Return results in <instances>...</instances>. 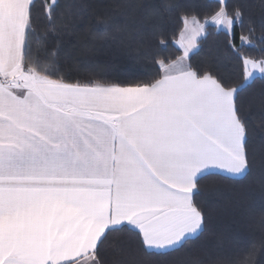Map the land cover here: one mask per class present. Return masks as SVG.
<instances>
[{"label": "snow or ice", "instance_id": "snow-or-ice-1", "mask_svg": "<svg viewBox=\"0 0 264 264\" xmlns=\"http://www.w3.org/2000/svg\"><path fill=\"white\" fill-rule=\"evenodd\" d=\"M222 2L211 21L232 37L244 5L229 13ZM35 4L0 0V264H102L96 255L113 233H127L144 253L161 257L206 245L210 202L223 196V182L258 171L264 188V125L253 128L244 103L257 73L264 79V59L241 52L256 45L244 35L239 48L229 42L243 66L239 83L219 70L194 69L185 60L209 21L192 14L196 27L187 44L182 33L183 56L161 63L159 79L134 86L92 74L72 79L59 67V48L64 29L85 23L87 4L71 5L63 27L55 22L56 3L45 6V31L57 43L44 60L33 52ZM118 6L127 10L123 16H97L103 38L142 30L137 13L153 30L163 24L155 0ZM181 19L188 24V15ZM244 195L235 192L231 202ZM252 255L208 264H248Z\"/></svg>", "mask_w": 264, "mask_h": 264}, {"label": "trees", "instance_id": "trees-1", "mask_svg": "<svg viewBox=\"0 0 264 264\" xmlns=\"http://www.w3.org/2000/svg\"><path fill=\"white\" fill-rule=\"evenodd\" d=\"M53 2L57 5L54 16L58 27H63L64 18L72 10L71 5L77 2L87 4L83 9L85 23L64 29L69 34L59 48V67L62 72L70 73L72 79L84 80L92 74L96 79L122 86L159 79L162 75L161 63L168 64L183 54L177 44L184 28L182 15L190 18L195 14L200 22L204 23L205 19L209 21L205 25L206 35L198 40L197 49L188 58L194 69L219 70L232 83H239L243 79V66L229 48V42L239 48L242 35L249 37L256 45L241 48L242 54L252 59H264V41L260 39L264 36V0H226L229 13L235 7L244 5L243 22L235 23L232 37L211 21V16L225 6L222 0H155L164 12L163 24L159 29L153 30L146 17L137 13V19L144 24L142 30L114 40L103 38V27L98 23L97 16L105 13L123 16L127 10L118 6L121 0H36L33 9L36 21L33 52H38L41 60L57 43L56 36L45 31V6ZM166 4L175 7L164 11ZM250 27L255 31L249 32ZM93 35L97 37L95 40L92 39ZM257 76L244 93V103L250 113V123L259 132L264 125V109L260 106L264 96V79ZM249 100L254 101L250 108ZM220 188L223 196L210 202V207L214 209L213 235L207 236L206 245H197L191 252L181 250L161 257L144 253L127 233H113L100 246L96 258L102 264H184L189 258H199L208 264L210 258L217 257H239L243 260L252 251L248 264H264V188L260 184L259 172L254 171L239 182L225 181ZM237 191L245 193L243 200L231 202ZM114 243L119 245L120 252L115 250Z\"/></svg>", "mask_w": 264, "mask_h": 264}, {"label": "crops", "instance_id": "crops-1", "mask_svg": "<svg viewBox=\"0 0 264 264\" xmlns=\"http://www.w3.org/2000/svg\"><path fill=\"white\" fill-rule=\"evenodd\" d=\"M200 22V21H199ZM201 24H203V22H200ZM196 27V25H193L192 23H191V20H190V18H189V22H188V24L187 25H185V23H184V28H183V30H182V33H183V40H184V44H187V42H188V39H189V37L191 36V31H192V29H194ZM182 33H181V35H180V39L182 38ZM204 34H201V35H199V36H197L196 37V40H195V46L191 49V51H190V54L193 52V51H195L196 49H197V47H198V40L203 36ZM179 46V45H178ZM180 47V46H179ZM182 51H183V49H182ZM183 54H184V51H183ZM183 54H182V56H183ZM177 60V59H176ZM176 60H174V61H176ZM173 62V61H172ZM171 63V62H170ZM170 63H168V64H170ZM185 63H189L188 62V59H186L185 60ZM164 65H167V64H165V63H163ZM70 259H73V258H70Z\"/></svg>", "mask_w": 264, "mask_h": 264}, {"label": "rangeland", "instance_id": "rangeland-1", "mask_svg": "<svg viewBox=\"0 0 264 264\" xmlns=\"http://www.w3.org/2000/svg\"><path fill=\"white\" fill-rule=\"evenodd\" d=\"M213 23H214V22H213ZM218 28H223V27H222V26H218ZM181 39H182V38H181ZM181 39H180V37L178 38V40H177V44L180 46L181 49H183V47H182L181 44H180ZM183 51H184V49H183ZM255 60L259 61L258 59H255ZM257 75H259V74L257 73Z\"/></svg>", "mask_w": 264, "mask_h": 264}]
</instances>
